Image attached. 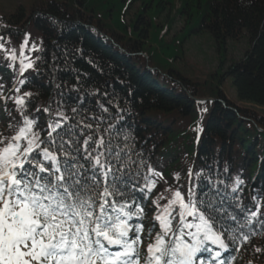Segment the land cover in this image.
<instances>
[{
	"label": "trees",
	"instance_id": "16d2710c",
	"mask_svg": "<svg viewBox=\"0 0 264 264\" xmlns=\"http://www.w3.org/2000/svg\"><path fill=\"white\" fill-rule=\"evenodd\" d=\"M174 1L42 0L24 7L25 19L20 9L0 15V139L6 144L27 116L47 145L49 123H62L66 147L90 166L83 157L103 138L99 151L111 147L109 159L121 152L131 174L128 201L156 216L177 189L187 199L194 187L216 209L229 246L222 260L264 264V113L237 107L218 87L229 77L239 101L264 107V0H180L178 9ZM163 16L183 21L173 42L155 22ZM204 31L218 46L220 70L200 83L166 58L182 51L175 42ZM243 36L250 47L223 69L228 42Z\"/></svg>",
	"mask_w": 264,
	"mask_h": 264
},
{
	"label": "snow or ice",
	"instance_id": "6c2138e0",
	"mask_svg": "<svg viewBox=\"0 0 264 264\" xmlns=\"http://www.w3.org/2000/svg\"><path fill=\"white\" fill-rule=\"evenodd\" d=\"M15 103L22 106L25 101L17 97ZM36 126V120L24 116L6 144L0 139V264H140L144 225L130 221H140L146 213L140 204L128 202L131 174L120 163L122 153L109 159L111 147L99 151L104 146L101 138L83 157L91 162L86 166L66 147L58 132L62 123H49L47 145ZM69 133L70 129L65 134ZM91 140L89 136L84 144ZM148 171L161 175L150 167ZM174 178L178 180L179 174ZM155 186L151 180L145 185L149 192ZM175 205L179 221L174 225ZM214 211L213 204L197 197L194 187L188 189L187 199L177 189L155 217L160 231L147 246L144 264H198V253L211 251L206 247L209 242L227 251ZM153 231L148 230L150 239ZM220 257L221 251H216L215 264H230L233 259Z\"/></svg>",
	"mask_w": 264,
	"mask_h": 264
},
{
	"label": "rangeland",
	"instance_id": "374dc122",
	"mask_svg": "<svg viewBox=\"0 0 264 264\" xmlns=\"http://www.w3.org/2000/svg\"><path fill=\"white\" fill-rule=\"evenodd\" d=\"M38 1L42 0H0V15H4L5 18L7 16H10V14L15 13L17 10H23L24 19L26 18L25 9L24 7L31 8V6L34 3H38ZM175 7L176 9L180 6V0H175ZM163 20H155L156 23H159L164 28V32L168 31L169 34L165 36V40H172V35H178L176 34V31L180 30L181 23L179 22V17L173 16L168 20L165 21V17H162ZM25 28H28L32 33H28L26 37H32L35 39V42L37 41V37L35 36L33 30L29 28V26H26ZM7 32V31H4ZM166 32V33H168ZM5 34V33H4ZM160 35V34H159ZM161 36V35H160ZM178 38H175L174 41H178ZM174 47H182V51H177L176 56L178 58H166L170 68H173L177 71H179L184 76L190 78V79H196L197 82L202 83L203 79H206L207 75L209 73H215L216 70H220L219 61L220 57L218 54L219 52L216 51V47H218L212 40L211 36L208 32H201L197 35L190 36L187 40L183 41L181 44L178 45L177 42L174 43ZM155 46V44H154ZM155 47H158L157 45ZM249 42L245 36L241 37L240 39L236 41H229L226 47V51L223 54V64L222 67L225 69L229 62L232 61V59H237L241 55H243L244 51L249 48ZM221 52V50H219ZM163 55V54H162ZM164 57V55H163ZM161 64L164 63L161 62ZM165 69L162 68V71ZM165 72V71H164ZM163 72V77H169V75ZM200 83H197L199 85H202ZM215 84V82H214ZM203 86V85H202ZM219 89L222 91V95L225 99L232 101L237 107L241 108H249L254 109L255 111L259 113H264V107L255 106L253 104L242 102L237 99L234 87L231 84V79L228 77L221 85L218 86ZM150 220H146V218H143V221L146 222L148 226L156 229V232L160 231V225L159 221L154 220L152 222V218L149 217ZM154 225V226H153ZM155 231L152 232L151 237ZM142 243L138 245V250L141 254V261L140 264H144V258L148 256L147 253V246L150 242H154L153 237L150 239L148 234V227L144 229V232L142 234Z\"/></svg>",
	"mask_w": 264,
	"mask_h": 264
}]
</instances>
